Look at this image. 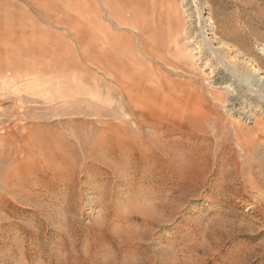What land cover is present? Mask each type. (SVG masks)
<instances>
[{
    "label": "rangeland",
    "instance_id": "1",
    "mask_svg": "<svg viewBox=\"0 0 264 264\" xmlns=\"http://www.w3.org/2000/svg\"><path fill=\"white\" fill-rule=\"evenodd\" d=\"M117 4L0 0V264H264V0Z\"/></svg>",
    "mask_w": 264,
    "mask_h": 264
},
{
    "label": "bare ground",
    "instance_id": "2",
    "mask_svg": "<svg viewBox=\"0 0 264 264\" xmlns=\"http://www.w3.org/2000/svg\"><path fill=\"white\" fill-rule=\"evenodd\" d=\"M116 2L118 3L117 4V9H115V8H113V9H115V10H111V11H109L110 13H114L115 14V16H121V14L123 13V11H126L127 12V9L128 10H130V12H131V16H133L132 18H135V19H133L132 21H135L136 20V22H138V23H140V25H138V24H133L134 25V27L136 28V30L138 31V32H144L145 31V29H146V26H145V23L142 21V18H141V13H140V11L139 10H136V6H135V4H134V2H135V0H128V3H127V5L125 6V7H121L120 6V4H121V0H116ZM154 3V2H153ZM104 5V4H103ZM116 6V5H115ZM156 7V6H155ZM105 8V7H104ZM146 10H144V12H145ZM128 13V12H127ZM109 14V13H108ZM164 16H165V14H164ZM151 18V17H150ZM110 19V18H109ZM112 19V18H111ZM148 21H151V20H148ZM153 21V20H152ZM110 22V21H109ZM130 23V22H129ZM135 23V22H134ZM149 23V22H148ZM154 23V22H153ZM123 23H121V25H122ZM132 25V24H131ZM120 27V26H119ZM122 27V26H121ZM126 27V26H125ZM128 27V26H127ZM113 31V30H112ZM176 31V30H175ZM152 32V31H151ZM172 32V31H171ZM141 36V35H140ZM122 37V35H114V37H112L111 38V36L109 37V39L108 40H110V45L111 46H114L116 49L115 50H112V51H107V50H102V53H101V56L99 57L98 56V58H97V61H96V64L98 65V67L100 68V70L101 71H105L103 74L106 76V75H108L107 73H106V71L107 70H109V65H110V63L112 62L113 64H118V63H124V61H121V59L119 58V54H120V52H122L121 50H119L120 48H119V43H118V38L120 39ZM124 37V36H123ZM151 37H154V34H151ZM86 38V37H85ZM126 38H128V37H126ZM131 38H129V40H130ZM99 40V39H98ZM122 40V39H121ZM147 40V39H146ZM152 40H154V39H152ZM160 40V39H159ZM154 42V41H153ZM80 43H82L83 44V46H87V44H85V41L83 40V38H80ZM101 43V42H100ZM101 46V45H100ZM93 47V46H92ZM104 48V47H103ZM88 49V48H87ZM125 49V48H124ZM134 49V48H133ZM99 50V49H98ZM119 55V56H118ZM35 58V57H34ZM90 59V58H89ZM92 62V61H91ZM85 63V62H84ZM133 63V62H132ZM135 64L137 63V62H134ZM140 63V62H139ZM86 64V63H85ZM142 64V63H141ZM101 68H103V69H101ZM119 68H121V69H123L124 67L123 66H121V67H119ZM118 68V69H119ZM107 69V70H106ZM130 71V73H133L132 71H131V69L129 70ZM110 72V71H109ZM128 74V78H130L132 81L133 80H135V78H134V75H132V74H129V73H127ZM112 80L114 81V83L117 81L118 83V86H119V88H120V90L122 91V94H124L125 93V96L127 95V102L128 103H132L131 101H130V99L132 100V97H131V94L130 93H132V91H133V86H131L130 87V84L129 83H125V82H121V79L119 78V77H117V76H114V78H112ZM132 85V84H131ZM134 85V84H133ZM139 85V84H138ZM113 113V112H112ZM128 118V117H127ZM126 123V122H125ZM127 124V123H126ZM124 127V126H123ZM122 127V128H123ZM129 127V126H128ZM127 129V128H126ZM129 129H131V128H129ZM136 129H138V128H136ZM122 130V129H121ZM133 130V129H132ZM126 131V130H125ZM134 131V130H133ZM137 131V130H136ZM122 132H123V130H122ZM141 132V131H140ZM123 133H125V132H123ZM126 133H127V131H126ZM126 133L124 134V135H126ZM132 133H134V132H132ZM151 133V132H150ZM134 134H136V133H134ZM145 134V133H144ZM144 134H142V135H144ZM124 135H123V138H124ZM130 135V136H129ZM131 135H133V134H131L130 132L127 134V136H125V137H131ZM137 135V134H136ZM132 136V138H129L130 139V141L128 140V141H126V142H132V144L131 145H133V146H137V144L138 143H140L141 141H142V137L140 136V134H138V136ZM147 135V134H146ZM145 135V136H146ZM148 135H150V134H148ZM120 136V135H119ZM118 136V137H119ZM153 136V135H152ZM121 138H122V136H120ZM135 137V138H134ZM121 138H120V140H121ZM145 138V137H144ZM146 138H148L149 139V136L147 137L146 136ZM145 138V139H146ZM153 138H155V137H153ZM152 138V139H153ZM125 139V138H124ZM124 139H122V141H124ZM144 139V140H145ZM158 139V138H157ZM104 140H105V138H104ZM150 140H151V136H150ZM149 140V141H150ZM146 141V140H145ZM117 142H119V143H117V144H120L121 143V141H117ZM138 142V143H137ZM148 141H146V143H147ZM159 141L158 140H151L148 144L150 145V150H151V152L154 154V155H156V157L158 158V156H160V154H162L161 152H163V150H162V145H161V143H158ZM123 143V142H122ZM121 143V144H122ZM124 143H125V141H124ZM137 143V144H136ZM142 143V142H141ZM145 143V142H144ZM120 144V145H121ZM119 145V146H120ZM126 145V144H125ZM146 145V144H145ZM143 146V145H142ZM147 147H149V146H147ZM145 149V148H144ZM164 149V148H163ZM118 150H119V148H118ZM144 156V155H143ZM145 158V157H144ZM139 159V158H138ZM166 160V159H165ZM147 163V162H146ZM159 164V163H158ZM159 167H161V165L159 166ZM158 167V168H159ZM151 170V169H150ZM154 170V169H153ZM160 170V169H159ZM157 171V170H156ZM151 172V171H150ZM157 173V172H156ZM219 181V180H218ZM150 205V204H149ZM147 208V211L146 212H150L151 210H158L157 208H159V209H161V208H163V205L160 203V204H158V205H150V206H148V207H146Z\"/></svg>",
    "mask_w": 264,
    "mask_h": 264
}]
</instances>
